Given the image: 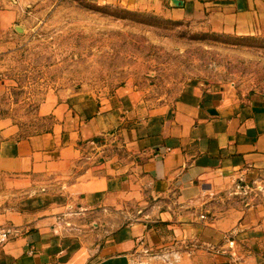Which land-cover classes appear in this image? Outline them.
Masks as SVG:
<instances>
[{"label":"crops","instance_id":"0c3cea01","mask_svg":"<svg viewBox=\"0 0 264 264\" xmlns=\"http://www.w3.org/2000/svg\"><path fill=\"white\" fill-rule=\"evenodd\" d=\"M93 1L264 33V0ZM38 113L51 129L27 136L0 118V225L17 230L0 264H135L153 250L186 264H264L262 95L193 86L172 105L148 107L122 86L100 99L48 94ZM245 193L251 203L225 206ZM133 204L149 211L128 221Z\"/></svg>","mask_w":264,"mask_h":264},{"label":"rangeland","instance_id":"374dc122","mask_svg":"<svg viewBox=\"0 0 264 264\" xmlns=\"http://www.w3.org/2000/svg\"><path fill=\"white\" fill-rule=\"evenodd\" d=\"M0 82L5 86L0 118L10 117L24 136L51 129L53 119L38 113L48 94L100 99L131 86L148 107L172 105L193 86L229 87L264 97V33L217 31L204 16L168 8L93 0H0ZM243 196L229 195L224 204L231 208L253 201L248 193ZM139 207L128 206L126 220L149 211ZM135 264L186 262L153 250L142 251Z\"/></svg>","mask_w":264,"mask_h":264},{"label":"built area","instance_id":"2783aa9c","mask_svg":"<svg viewBox=\"0 0 264 264\" xmlns=\"http://www.w3.org/2000/svg\"><path fill=\"white\" fill-rule=\"evenodd\" d=\"M242 180V179H241ZM243 181V180H242ZM243 184L238 183L237 190L238 192H243L245 190ZM201 218L204 219L206 216L204 214L201 215ZM17 230L14 229L11 226L8 225H0V249L7 244V242L10 240L11 236L16 234ZM234 241L230 242V246H232Z\"/></svg>","mask_w":264,"mask_h":264},{"label":"water","instance_id":"95a60500","mask_svg":"<svg viewBox=\"0 0 264 264\" xmlns=\"http://www.w3.org/2000/svg\"><path fill=\"white\" fill-rule=\"evenodd\" d=\"M171 5L173 7H180L183 5V1L182 0H171ZM17 30L18 31H23V28L17 26Z\"/></svg>","mask_w":264,"mask_h":264}]
</instances>
